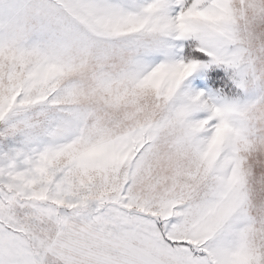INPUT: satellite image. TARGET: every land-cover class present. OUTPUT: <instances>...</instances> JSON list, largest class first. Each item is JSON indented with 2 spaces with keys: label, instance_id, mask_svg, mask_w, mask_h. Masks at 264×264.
Here are the masks:
<instances>
[{
  "label": "snow or ice",
  "instance_id": "1",
  "mask_svg": "<svg viewBox=\"0 0 264 264\" xmlns=\"http://www.w3.org/2000/svg\"><path fill=\"white\" fill-rule=\"evenodd\" d=\"M0 264H264V0H0Z\"/></svg>",
  "mask_w": 264,
  "mask_h": 264
}]
</instances>
